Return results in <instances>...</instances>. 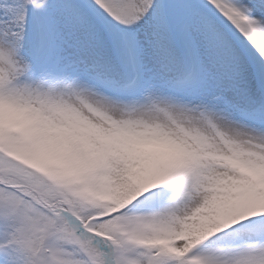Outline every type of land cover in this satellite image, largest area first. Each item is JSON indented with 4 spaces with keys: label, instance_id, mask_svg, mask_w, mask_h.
Wrapping results in <instances>:
<instances>
[{
    "label": "snow or ice",
    "instance_id": "snow-or-ice-1",
    "mask_svg": "<svg viewBox=\"0 0 264 264\" xmlns=\"http://www.w3.org/2000/svg\"><path fill=\"white\" fill-rule=\"evenodd\" d=\"M0 264H264V0H0Z\"/></svg>",
    "mask_w": 264,
    "mask_h": 264
}]
</instances>
